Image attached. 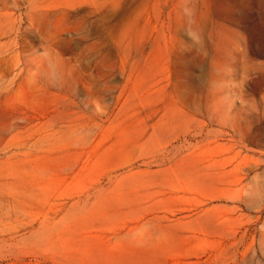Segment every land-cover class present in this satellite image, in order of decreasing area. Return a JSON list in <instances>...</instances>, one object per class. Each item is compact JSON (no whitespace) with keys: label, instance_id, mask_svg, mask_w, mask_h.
Here are the masks:
<instances>
[{"label":"rangeland","instance_id":"rangeland-1","mask_svg":"<svg viewBox=\"0 0 264 264\" xmlns=\"http://www.w3.org/2000/svg\"><path fill=\"white\" fill-rule=\"evenodd\" d=\"M0 264H264V0H0Z\"/></svg>","mask_w":264,"mask_h":264}]
</instances>
